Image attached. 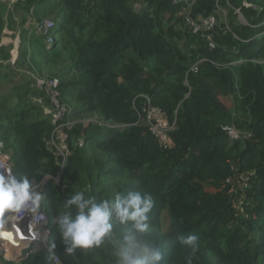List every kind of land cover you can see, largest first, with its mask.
Returning a JSON list of instances; mask_svg holds the SVG:
<instances>
[{"label":"trees","instance_id":"obj_1","mask_svg":"<svg viewBox=\"0 0 264 264\" xmlns=\"http://www.w3.org/2000/svg\"><path fill=\"white\" fill-rule=\"evenodd\" d=\"M19 2L38 19L53 16L55 35L46 43L24 31L18 62L35 63L33 75H57L74 115L97 114L100 122L69 130L60 183L46 184L55 248L2 264H53L52 253L62 264H114L108 244L65 255L54 218L75 190L97 200L150 193V239L170 264H264V0ZM221 8L228 14L217 21L211 48L189 20ZM15 23L0 15V34ZM7 47L0 46V85L12 70ZM34 81L0 91V140L14 171L41 183L59 174L60 157L48 146L54 125L35 101L45 95ZM144 96L174 124L167 149L140 118ZM225 127L240 137L232 140ZM189 234L200 237L196 259L180 243Z\"/></svg>","mask_w":264,"mask_h":264},{"label":"clouds","instance_id":"obj_2","mask_svg":"<svg viewBox=\"0 0 264 264\" xmlns=\"http://www.w3.org/2000/svg\"><path fill=\"white\" fill-rule=\"evenodd\" d=\"M54 29L51 37L55 35ZM18 48L16 46L15 50L19 51ZM17 50L11 49L12 54H18ZM39 188V184L27 175L16 173L7 163L0 166V225L9 217L18 218V222L29 218V224L36 230L45 219L40 210L43 195ZM154 207L153 196L139 190L116 192L114 197L100 200L85 191L75 190L58 204L54 224L66 256L108 244L114 264H170L163 249L150 239ZM180 243L193 259L198 258L201 242L197 234L183 237ZM51 247L55 248V244Z\"/></svg>","mask_w":264,"mask_h":264},{"label":"built area","instance_id":"obj_3","mask_svg":"<svg viewBox=\"0 0 264 264\" xmlns=\"http://www.w3.org/2000/svg\"><path fill=\"white\" fill-rule=\"evenodd\" d=\"M189 22L192 25L194 32L207 35L208 40L210 41V47L215 48L212 31L217 24L216 15L208 16L200 21L190 19ZM54 27L55 23L53 20H47L44 24H38L36 26L37 29L39 28L40 31H44L47 34L48 42L53 41L50 33ZM192 70L197 71V67H192ZM32 77L35 80L34 86L42 90L45 95L42 98H35V101L43 105L45 113L50 116L54 125L52 134L47 143L49 148L60 157V172L56 176H46L41 183H37L39 184V190L43 195L40 210L44 213L45 219L38 225L36 230H33L32 226L29 224V218H25L23 221L18 222V218L9 217L6 223L0 225V228L13 233L12 240L0 238V264H2V260L18 263L26 256L42 249H47L51 252L50 242L52 238V227L48 217L44 196L46 184L50 179L54 180L56 183H60L67 158L71 153L68 143L69 130L77 123V121L74 120L73 108L61 99L60 78L56 76L41 77L38 75H32ZM144 97L146 99V105L142 110V114H140V118L157 137L162 148L167 149L170 146L169 134L174 128V124L165 119L164 113L160 108L151 104V99L148 96ZM225 129L228 131L232 140L240 137V132L234 127H225ZM83 144L84 140L81 139L79 141V146H82ZM4 163L13 167L11 156L5 151V142L0 140V166ZM51 257L53 264H62L58 255L52 253Z\"/></svg>","mask_w":264,"mask_h":264},{"label":"rangeland","instance_id":"obj_4","mask_svg":"<svg viewBox=\"0 0 264 264\" xmlns=\"http://www.w3.org/2000/svg\"><path fill=\"white\" fill-rule=\"evenodd\" d=\"M20 0H0L2 4V8L0 9V15L4 18L9 19L13 18L16 20L14 28L6 27L4 31L0 34V43L2 46L6 48H12L13 52H16L15 48L21 45V40L23 38L24 31H27L29 37L34 36L38 37L43 41H46L47 34L44 31H40L39 28L37 29L36 26L40 24V22H45L47 20H54L53 16H47L42 19H38V17L33 15V12L27 13V9L25 8L24 4L19 2ZM228 11L224 8L220 9V12L216 16L217 21L219 19H226ZM26 17V21L23 23V19ZM239 19L244 24H247V20L243 16H239ZM8 24H6L7 26ZM41 25V24H40ZM54 38V35H52ZM10 43H14L11 47ZM20 51V48H18ZM19 51L17 50L18 54H12L11 60L7 61L8 64H11L12 70L9 71V77L6 78L5 81L0 85V91L6 92L9 91L11 88L20 85L21 87L25 88V85L33 80L32 75L35 74L37 71V66L35 63L32 62L30 68H28V64H24L22 62H18L20 59ZM40 60V59H39ZM33 73V74H32ZM56 77H58L56 75ZM225 103L231 108L233 107V102L231 98H224ZM71 105V104H70ZM72 106V105H71ZM73 107V106H72ZM74 120L77 123H82L87 125L88 123L98 124L100 122V117L97 114H90V113H81L74 115ZM242 185L247 186L248 178L245 177L241 179L240 182ZM239 183V184H240ZM167 213L164 214V219L162 220V224L164 228L167 226V219H165Z\"/></svg>","mask_w":264,"mask_h":264},{"label":"water","instance_id":"obj_5","mask_svg":"<svg viewBox=\"0 0 264 264\" xmlns=\"http://www.w3.org/2000/svg\"><path fill=\"white\" fill-rule=\"evenodd\" d=\"M0 238L12 240L13 233L11 231L0 228Z\"/></svg>","mask_w":264,"mask_h":264}]
</instances>
